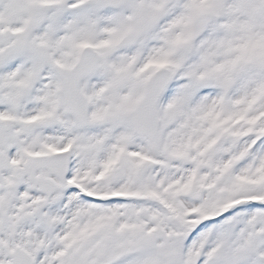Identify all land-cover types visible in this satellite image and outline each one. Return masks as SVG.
<instances>
[{
	"label": "snow or ice",
	"instance_id": "snow-or-ice-1",
	"mask_svg": "<svg viewBox=\"0 0 264 264\" xmlns=\"http://www.w3.org/2000/svg\"><path fill=\"white\" fill-rule=\"evenodd\" d=\"M0 264H264V0H0Z\"/></svg>",
	"mask_w": 264,
	"mask_h": 264
}]
</instances>
